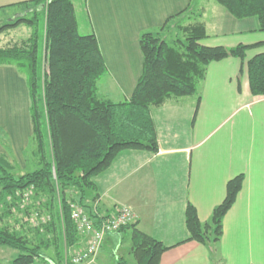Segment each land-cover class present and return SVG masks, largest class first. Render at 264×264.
<instances>
[{
  "label": "crops",
  "instance_id": "0c3cea01",
  "mask_svg": "<svg viewBox=\"0 0 264 264\" xmlns=\"http://www.w3.org/2000/svg\"><path fill=\"white\" fill-rule=\"evenodd\" d=\"M27 1L0 0V11L16 12L20 8L15 5ZM72 4L78 32L95 35L104 60L105 73L96 85L101 100L129 99L142 71L140 34L158 29L187 7L197 16L181 24L183 37L203 33L199 44L206 47L261 43L245 52L244 63L228 57L207 65L197 109L198 95L170 98L151 107L156 151L120 152L93 177L94 188L84 203L101 218L121 206L131 208L136 229L168 247L158 264H264V97L251 95L245 64L264 52V32L258 31L256 18L235 19L214 0H78ZM209 13L216 16L211 27L205 20ZM30 135L26 81L14 66L1 65L0 155L15 172L36 167L26 151ZM238 175L243 182L222 219L214 259L205 246L184 242L188 236L185 210L191 205L198 220L207 222L225 198L227 182ZM126 231L131 232L107 235L102 246L117 249ZM100 252L93 263L100 260Z\"/></svg>",
  "mask_w": 264,
  "mask_h": 264
},
{
  "label": "trees",
  "instance_id": "16d2710c",
  "mask_svg": "<svg viewBox=\"0 0 264 264\" xmlns=\"http://www.w3.org/2000/svg\"><path fill=\"white\" fill-rule=\"evenodd\" d=\"M214 1L235 19L256 18L258 31L264 32V0ZM15 6L27 15L0 22V34L19 25L29 28L30 34L20 43L0 47V66H14L26 81L31 123L28 148L36 167L16 175L5 155H0V246L17 252L9 264L47 263L41 250L49 248L57 261H63L65 251L81 239L71 206L81 207L98 223L84 203L94 188L93 177L124 150L156 151L151 107L170 98L197 96L209 63L228 57L244 63L245 52L261 43L206 47L199 44L203 33L183 37L181 24L197 16L187 7L158 29L140 34L141 74L127 101L111 102L97 96L104 60L95 35L78 32L72 0H30ZM245 64L251 95L264 97V52ZM198 104L199 95L196 109ZM242 182V175L227 182L225 198L207 222H200L195 209L187 205L184 242L205 246L215 259L222 219ZM13 210L25 215L21 230L5 222ZM31 213L36 225L27 231L23 226ZM126 229L131 230L128 252L134 264H158L168 247L136 229L134 223L119 232ZM116 264L128 263L119 257Z\"/></svg>",
  "mask_w": 264,
  "mask_h": 264
},
{
  "label": "rangeland",
  "instance_id": "374dc122",
  "mask_svg": "<svg viewBox=\"0 0 264 264\" xmlns=\"http://www.w3.org/2000/svg\"><path fill=\"white\" fill-rule=\"evenodd\" d=\"M75 3L78 0H72ZM20 15V16H17ZM27 15L26 11H22V9H19L16 12H6V11H0V22L2 21H13L15 18L21 17V16ZM214 16L213 14L209 13L206 15L205 20L209 27L214 26ZM40 18V17H39ZM30 34V29L27 28L26 26L19 25L18 27L14 29H10L2 34H0V47H5V46H10L14 43H20L22 40H25ZM27 155L29 151H31V148H27ZM16 175L23 174V172H19L16 170L14 171ZM25 173V172H24ZM24 204H26L24 202ZM46 216V215H45ZM44 217V216H43ZM5 222L8 223L11 227H14L15 229L21 230L22 225H24L25 222V215L22 214V212H16L13 210V215H10L9 217L5 218ZM36 225V219L34 215H30L29 222L25 227L24 230H27V227H35ZM28 235H31V233H28ZM123 241L120 243V245L116 248H111L109 245H104V247H101V252H100V260L95 261L93 264H112L113 260H116L115 256L117 257L118 255L122 256L128 264H134V260L132 256L129 254V247H130V231H126L125 234L122 236ZM81 246L83 247V242H79L76 244L74 247H70L65 251L66 255L70 257V254L76 252L77 250L81 249ZM41 253H43L48 259H51L55 264H63L64 261H57L54 251L49 248L47 250L42 249ZM64 254V258L65 255ZM17 255V252L14 250H11L8 247H1L0 246V264H9L10 261ZM67 256V257H68ZM63 258V259H64ZM105 259V260H104ZM68 261H66V264ZM35 264H47L46 262H42L40 260L36 261Z\"/></svg>",
  "mask_w": 264,
  "mask_h": 264
},
{
  "label": "built area",
  "instance_id": "2783aa9c",
  "mask_svg": "<svg viewBox=\"0 0 264 264\" xmlns=\"http://www.w3.org/2000/svg\"><path fill=\"white\" fill-rule=\"evenodd\" d=\"M94 214L95 221H98L97 224L93 223L81 207L71 206V218L81 236L80 243L83 242V247L81 246V249L70 254V257L65 254L63 264H66V261H68L67 264H92L105 237L117 233L120 228L133 223L135 219L134 212L127 206L119 207L114 214L105 218H101L97 212Z\"/></svg>",
  "mask_w": 264,
  "mask_h": 264
},
{
  "label": "water",
  "instance_id": "95a60500",
  "mask_svg": "<svg viewBox=\"0 0 264 264\" xmlns=\"http://www.w3.org/2000/svg\"><path fill=\"white\" fill-rule=\"evenodd\" d=\"M17 16H20V15H17ZM46 261H47L49 264H53L49 259H46Z\"/></svg>",
  "mask_w": 264,
  "mask_h": 264
}]
</instances>
